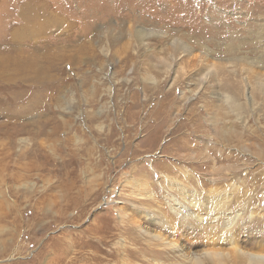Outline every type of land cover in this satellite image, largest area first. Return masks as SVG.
<instances>
[{"label":"rangeland","instance_id":"1","mask_svg":"<svg viewBox=\"0 0 264 264\" xmlns=\"http://www.w3.org/2000/svg\"><path fill=\"white\" fill-rule=\"evenodd\" d=\"M0 69V264L212 261L203 201L264 215V0H0Z\"/></svg>","mask_w":264,"mask_h":264},{"label":"bare ground","instance_id":"2","mask_svg":"<svg viewBox=\"0 0 264 264\" xmlns=\"http://www.w3.org/2000/svg\"><path fill=\"white\" fill-rule=\"evenodd\" d=\"M24 27V26H23ZM140 33V36H141V32ZM141 39V38H139ZM7 59V58H6ZM6 61V60H4ZM3 61V63H4ZM13 61V60H12ZM11 61V63L13 64V62ZM18 63V64H15L13 66H17L20 65L23 67L24 70H22L23 72H20L19 69L16 71L14 69H11L9 67V69H6V66L8 65L7 64H3V69L5 71V69L7 70V72H9V74H14V75H18V74H24V72H26L25 76L23 78H26L27 80L28 79H36V77H38L39 73L40 72H43L45 71V68L44 66L40 65L38 62H37V59L31 57V56H23V57H20L18 59H16V61H14V63ZM10 63V62H9ZM20 66L18 68H20ZM12 67V66H11ZM15 68V69H16ZM31 68H33L31 70ZM34 68H37V69H34ZM41 68V69H40ZM27 71H30L29 73H32L31 75L27 73ZM0 72H1V69H0ZM207 72V71H206ZM32 79V80H33ZM34 79V80H35ZM262 86V85H260ZM262 96V95H261ZM227 98V97H226ZM264 98V97H263ZM236 102V99H232L231 100V103L233 102ZM239 101V100H238ZM240 104V103H239ZM238 106V105H237ZM235 107V106H234ZM238 110V109H237ZM234 114V113H233ZM236 114V113H235ZM190 115V114H189ZM191 115L193 117H197L198 113L197 111H191ZM190 117V116H189ZM192 117V118H193ZM217 118V117H216ZM188 120V119H187ZM187 123V122H186ZM230 127V126H229ZM183 133V132H182ZM234 133V132H233ZM185 134V133H184ZM189 136V135H188ZM222 136V135H221ZM186 137V136H185ZM228 137V136H227ZM183 138V137H182ZM187 138V137H186ZM184 139V138H183ZM188 139V138H187ZM189 142V141H188ZM187 143V142H186ZM190 145V144H189ZM138 148V147H137ZM181 149V148H180ZM217 157V156H216ZM215 159V158H214ZM230 160H233V159H230ZM206 161V160H205ZM214 161V160H213ZM213 163V162H211ZM211 164L207 165V164H203L201 165L200 167L204 168L207 167V166H210ZM167 167V166H166ZM141 170V169H140ZM145 170V168L143 169ZM146 171V170H145ZM138 172V171H137ZM139 173V172H138ZM154 173V171H153ZM138 184V182H137ZM139 185V184H138ZM179 187V191L181 192V194H183V197L185 200L188 201V203L194 208V209H197L199 206V200L197 198H194V197H188V196H185V194L188 192L185 190V187L184 186H178ZM202 201V200H201ZM204 204L208 206H210V210L209 211V207L207 208L208 209V215L207 216H199L197 214H194L192 213L193 215L191 217H193L194 219L198 220L199 222H202V220H206V218L208 216H212V219H214L216 221V219H218L220 217V215H223L225 214L224 216V222H223V227L221 229H223V232L221 233L222 235L220 237H216L213 235L212 232L208 233V237L207 239L209 240V243L210 245L215 248V247H219V246H226V247H230L228 249V251L224 252L222 250H208L207 252H210L211 254L209 253H205L204 255H209V256H212L213 260L212 261H205L203 260L204 258H202V256H197V255H191V256H186L184 258L185 261V264H264V229L263 232L261 234H254L253 236H251L250 239H254L255 242H251L250 240H247L246 242L245 241H242V238L240 240V238L237 237V235H235L236 233V227L237 225L243 221L245 219V216H247V222H249V220H254L255 222H253V224H257V222H264V215H263V212L262 211H258V209L256 210L255 208H243L242 211L240 212H236L234 214H230V213H227V211H224V212H219L218 213V210H214L215 208L211 205H209L208 203H206V201H203ZM205 205V206H206ZM222 205V204H221ZM181 209H183L182 211V214H186L188 211V209L186 207H184L183 205H181ZM222 207V206H221ZM225 207L227 206H224L222 208L225 209ZM220 208V209H222ZM187 209V210H186ZM190 214V213H189ZM188 215V213L186 214V216ZM190 216V215H188ZM209 219V218H208ZM263 219V220H262ZM245 221V222H246ZM257 221V222H256ZM243 224V223H242ZM252 224V225H253ZM254 224V225H255ZM244 227V226H243ZM117 228V227H116ZM115 228V229H116ZM122 228V227H121ZM133 230V229H132ZM242 230V229H241ZM98 231V230H97ZM96 231V232H97ZM98 233V232H97ZM216 233V232H214ZM243 233V232H242ZM156 239H160L161 237H158V236H155ZM127 239V238H126ZM259 241V242H258ZM71 243V242H70ZM120 243V242H119ZM175 243V242H174ZM173 242H169L167 245L169 248L171 249H175V247H177V245H175ZM242 243H246L244 246L246 248L249 249V251H245L243 249V247L241 248L240 247V244L242 245ZM64 245V244H63ZM61 246V245H60ZM59 246V247H60ZM158 246V244H157ZM197 246V245H196ZM64 247V246H63ZM53 248V247H52ZM72 248V247H71ZM132 248V247H131ZM56 250V249H55ZM58 250V249H57ZM53 251V250H52ZM65 252V251H64ZM63 252V253H64ZM156 252V251H155ZM125 253V252H124ZM174 253V252H173ZM68 254V253H67ZM163 254V252H162ZM160 254H158L159 256ZM65 254L61 255V258H60V261H55L56 263L54 264H61L62 261H63V258H64ZM185 256V255H184ZM66 257V256H65ZM57 258V257H56ZM63 264V263H62Z\"/></svg>","mask_w":264,"mask_h":264}]
</instances>
